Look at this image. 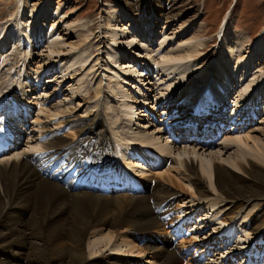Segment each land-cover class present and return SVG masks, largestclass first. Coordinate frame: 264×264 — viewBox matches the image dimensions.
Listing matches in <instances>:
<instances>
[{
  "label": "bare ground",
  "instance_id": "bare-ground-1",
  "mask_svg": "<svg viewBox=\"0 0 264 264\" xmlns=\"http://www.w3.org/2000/svg\"><path fill=\"white\" fill-rule=\"evenodd\" d=\"M43 1L30 7L14 3L11 20L0 30V62L14 47L23 56L18 78L8 76L0 82V110L13 107L19 114L0 112V127L7 126L18 136L0 158L1 253L19 243L23 249L28 246L23 254L27 264H264V177L255 171L264 164V140L254 136L256 129L241 134L257 115L264 119V103L256 102L264 99V35L246 43L231 34L226 18L219 35L223 56L211 70L204 59L205 40L195 37L202 26L192 21L174 29L183 13L179 0H171L162 10L168 30L157 34L153 26L161 20L159 11L143 5L136 9L141 13L138 18L127 8L121 13L106 8L93 56L86 51L89 26L66 22L65 14L52 12L51 0L44 5ZM39 16L47 21L56 18L51 24L56 29ZM143 22L147 25L140 32ZM59 24L68 35L75 32L77 45L66 42ZM130 30L135 36L127 39V46H136L135 37L141 44L137 54L141 60L135 65L124 63L118 49ZM189 32L194 34L182 38ZM102 35L107 43L99 41ZM158 36L159 46L152 53ZM43 42L42 64L25 71ZM49 74L52 79L46 77ZM43 77L47 80L39 89ZM192 78L198 81L186 86ZM69 81L76 84L65 89ZM50 82H55L54 92L48 93ZM137 87L147 95L132 99ZM230 88L232 92L241 88L232 104L226 96ZM53 97L58 98L56 104L50 102ZM80 100L84 105L76 104ZM137 104L150 111L147 116L135 111L142 108ZM162 104L165 109L157 122L156 109ZM33 105L38 114L26 133ZM191 106L207 108L204 116L225 123L220 127L223 137L214 139L224 142L220 149L206 154L204 147L213 148L214 136L197 137L203 134V118L192 115ZM185 115L198 127L196 132L174 127ZM166 122L185 146L167 136ZM64 128L70 134L63 135ZM231 146L237 151L224 159ZM48 163L53 164L51 176L44 174ZM140 167L146 169L139 171ZM125 172L130 175L118 174ZM102 182L111 183L108 192L102 190ZM125 184L130 191H117ZM141 191L144 194L137 195ZM116 210L127 217L110 221ZM35 218L43 231L68 230L72 248L50 256L48 241L31 225ZM155 243L161 248L153 250ZM19 253L14 252L22 257Z\"/></svg>",
  "mask_w": 264,
  "mask_h": 264
},
{
  "label": "rangeland",
  "instance_id": "rangeland-1",
  "mask_svg": "<svg viewBox=\"0 0 264 264\" xmlns=\"http://www.w3.org/2000/svg\"><path fill=\"white\" fill-rule=\"evenodd\" d=\"M38 1L40 2L41 0H22L21 2H19L18 0L17 1L16 0H0V30H1L2 26H3V28H5L8 21L11 20V15L14 14V12H15L13 9L14 3L18 2L20 5V3L22 4V2H26L28 4V6L30 7V6L36 5V3H39ZM170 1L171 0H51L50 5H51V10L55 15L65 14V16H66L65 21L66 22L76 21V26L79 23H83V24H86L87 26H89V29L91 31L90 32L91 38H90L88 44L86 45V51L88 52V54H92L94 56V55H96V52H95L96 51V43L95 44H93V43H94V41H96V36L99 34V32H103L104 27L99 26V24L105 23V15H106L105 9L106 8H113L116 11H119L120 13L123 9L127 8L128 10L133 12V13H131V15L136 14L138 16V18L141 15V13L139 14V12H137L136 9L140 6H143V5L148 6V7H146V10L152 9L156 13L159 11L161 14V17H159V18L161 20L158 21V19H156L157 20L156 24H155V26H153L155 29V32L157 34L158 32L165 33L168 30V27L165 23L166 22V20H165L166 16H165V14L162 13V10L164 9L165 5H167ZM45 2H46V0L43 1V5L45 4ZM179 2H180L179 11L182 12L183 14L177 20V22H176L177 25H176V27H174V29H178L182 23H186L185 25H188L192 21L193 22L194 21L199 22V24L202 27H201V30H199L197 32L195 30V34L198 35V36L196 35L195 37L200 36V37H202V39L204 38L203 40H205L204 52L203 51L202 52L205 55V57H204L205 62L207 65H209L208 67H210L211 70H212L213 66L215 68L218 67L216 65V63H217L216 60H217V58L223 56L222 52H220L221 50L219 49L220 40H221L219 35H220V29L222 28V25H223L224 20L226 18L230 21V27H231V30H233L231 34L239 35L242 39H244L246 41V43L253 44V43L257 42L261 36L264 35V0H179ZM18 9H20V6H18ZM151 17H153V16H151ZM40 19L43 20L46 24H49L50 27H52L51 26L52 21L56 20V18H52L49 21H47L46 20L47 17H40ZM131 24H132V21H129L126 25H127V27H129ZM145 25H147V24L145 22H143L142 30H140V32L143 31V28ZM59 26H60V28H59L60 32L63 35H66L65 36L66 42H69V43L73 42L72 44H76V45L79 43L78 42L79 39L76 37L77 35H75V32H72V34L68 35L69 31L66 30V27H64L62 24L61 25L59 24ZM177 26H179V27H177ZM52 28L56 29L55 27H52ZM174 29L173 28L170 29L169 33H171ZM52 33H55V35H56L57 31L54 30ZM130 33L131 34L129 36H126L124 39H122V43L118 45V49L121 50L122 56H125V58L123 60L124 63L132 61V62H134V65H135L137 61L141 60L137 56L138 51H140V45L141 44H140V42H137L139 40H138V38L135 37L136 43H137L136 46H127V43H126L127 39L129 37L131 38L132 36H135L134 33L131 32V30H130ZM191 33H193V32H189L187 34H184L182 38H184V39H185V37L189 38V35H192ZM157 39H160V36H158L154 39L155 44L153 43V45H152V50H151L152 53L154 51H156V49H157L156 47L159 46V43H158L159 41L157 42ZM176 40H178V38H176ZM99 41L106 42V43L108 42V40H106L103 35L99 38ZM178 41H180V40H178ZM249 44H246V45H249ZM131 45H133V44H131ZM170 45L171 44H167L168 47ZM44 47H46V43L43 42V43H41V48L38 47L37 51H33L32 61L27 62L28 66L25 68V71L27 69H28V71H30V68L33 69V68L38 67V64H40V61L42 64L43 51H45ZM12 50H11V52L9 51L10 54H7L6 55L7 57L4 56V58L0 62V82L5 81L8 76L9 77H11V76L17 77V75L20 74L19 69H20L21 65H23V60H22L23 56L20 55V52H22V51L20 48L18 49L19 51L16 50L15 47L12 48ZM3 53H5V51H3ZM246 55H248V54L246 53ZM133 56L135 59L133 58ZM132 62H130L131 67L133 65ZM261 63H264V60ZM56 66H59V64H56ZM251 69H253V68H251ZM52 72H54L56 74L58 73L57 70H55V69ZM253 73H254V71H253ZM250 74H251V71H250ZM127 75L130 76V74H128V73H127ZM52 76H53V74H49L46 77L51 78ZM44 78L45 77H43L42 83L40 84L39 89H42L43 86L45 85V81L47 79H44ZM150 78H151V76H150ZM197 79L198 78H192L190 83L189 84L187 83L186 86H191L193 83H196L198 81ZM18 82H21V80L20 81L18 80ZM213 83L214 82H211V85H212L211 89L214 90L215 87H214ZM72 84H76V82L72 83L69 81L66 84H64L65 85L64 88L66 89L67 87L71 86ZM34 85H33V87H34ZM131 85L132 84H130L129 87H131ZM46 86L49 89L48 93H51V91L54 92L53 89L55 86V82H50V83L46 84ZM114 86L115 85H113V87ZM87 88H88V90L91 89V87H89V86ZM138 88L139 87H137V89L134 88L135 92H137V93L132 94L133 95V96H131L132 99H133V97L135 98L138 95H139L138 97H140V99L142 98L141 97L142 94L147 95L146 91H144V90L140 91L142 88H139V89ZM160 89H161V87H159V89L157 88L158 91ZM239 90H241V88L240 89L234 88V92H232L233 90H231V88L227 91L226 96H229V99L231 100V101H229V104H232L231 102H232V100H234L236 98V94L239 92ZM21 91L23 92L25 90L22 89ZM91 91L94 92L93 88ZM153 94L154 95L157 94L155 92V90H154ZM261 94L263 95V93H261ZM57 100H58L57 97H53L50 100V102H53V104H56ZM256 102L257 103H260V102L264 103V99L258 98V99H256ZM78 103H80V104L82 103L81 105H84V102L81 100L76 102V104H78ZM137 105H141L142 108L139 109V107H137L135 109V111L138 109L140 113H144V114L145 113L148 114V112H150L147 108L143 107L144 106L143 104H137ZM163 105L164 104H162V106H160V107H158V109H156V113H155L156 117L155 116L154 117H155V120L157 122H158L157 119H160V113L162 112V110L165 109V107H164L165 105L164 106ZM31 107H32V110H31L32 114L29 115L28 119L26 120L27 125H28L26 133H29L30 122L38 114V108H35L34 105ZM86 107L84 108V110L86 109ZM140 113H138V115ZM138 115L136 114V116H138ZM144 116H147V115L145 114ZM162 116H164L163 119L165 120V114L164 115L162 114ZM261 116H262V114L257 115V119L254 120L251 124L249 123L247 125V127L245 128L247 130H244L243 132H241V134L244 135L245 133H247L253 129L254 130L256 129V131H258V132H256L254 134V136L264 140V122H263L264 119H262ZM135 118L138 119L139 117H135ZM147 121H150V120H148V118H147ZM157 122H155L153 124L157 125ZM161 128H163V127H161ZM67 133L70 134L69 132H67L65 130V128L62 129L63 135H68ZM167 136L169 137V136H171V134L169 133ZM197 137L200 138L201 135H198ZM222 137H223V135H222ZM171 139H174V137H172ZM50 140L51 139H49L47 141V143ZM175 141L178 144H180L181 146H185V143L181 144L179 140H175ZM213 141H214L213 143H215V144H214L212 149H210V147H204V149H206V151H208L206 154H208L210 152V150H216L217 146H218L217 150L220 149L221 145H223V143H224V142L221 143V140L219 142L218 141L215 142L216 140H213ZM202 145L204 146V144H202ZM250 145H252V144L250 143ZM21 146H22V148L25 147L24 141H22ZM114 149H116L115 145H114ZM236 151H237V148L235 146H231V148L228 149V152L226 154H223L222 156L224 159H226V158H228L229 155L234 154ZM212 152H214V151H212ZM215 152H217V151H215ZM116 156H117V154L115 152V157ZM133 162H135L134 165L135 164L137 165V163H139V160L135 159V160H133ZM164 165H166V164H164ZM132 166L133 165H131V167ZM132 168L136 169L134 166ZM144 169H146V168H144ZM144 169L142 167H140L138 170L143 171ZM255 171L257 173H259L262 177H264V164L257 165L255 168ZM144 177H146V176H144ZM73 194H69L70 197ZM120 194H128V193H120ZM142 194H144L143 191H141L137 195H142ZM32 198H34L35 200H39V198H40L39 201H41L40 196H33ZM36 198H38V199H36ZM42 201H43V199H42ZM44 203H46V202L44 201ZM118 213H119L118 210H116L115 212L112 211L110 221H113V220L118 219L120 217L126 218L128 215L125 213H121V214H118ZM94 217L99 218L101 216L100 215H94L93 216V214H92L93 219H95ZM99 219H101V218H99ZM31 221L32 220L30 219V222ZM195 221L196 220H194V222ZM31 225L34 227L35 230H38L41 233V236L44 237L45 242L48 241V243H49V247H48L49 251L48 252H49L50 256L54 252H58V251L60 253L63 250H64L63 252H66V251L68 252V250H70L72 248L71 246H73V245L71 242H69L70 234L68 233L69 232L68 230L66 233L62 230H60L59 233L51 231V230L43 231L42 227L37 226L36 218L33 219V221L31 222ZM207 232H209V230H207L205 234H208ZM55 233H56V235H55ZM34 242H36L34 244L38 243V245H39V241H34ZM173 243H174V241H173ZM177 244L174 243V246H176ZM19 246H20L19 243H18V245L16 244L15 247L10 249L8 252L6 251L5 254H2L0 251V264H27L26 263V257L23 254L28 251V246L25 247L24 249L22 248L23 246L22 247H19ZM34 246L35 245H32V247H34ZM145 246L146 245H143L142 247H145ZM152 246H154L152 249L156 250V249L161 248V243H155ZM21 248H22V250H21ZM11 251H13V252H11ZM19 251L22 254V257L18 256L17 254H14V252L19 253ZM66 255H68V253ZM65 259L68 260L67 257L64 258V260Z\"/></svg>",
  "mask_w": 264,
  "mask_h": 264
}]
</instances>
